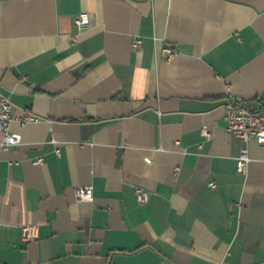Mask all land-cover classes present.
Instances as JSON below:
<instances>
[{"label":"crops","instance_id":"1","mask_svg":"<svg viewBox=\"0 0 264 264\" xmlns=\"http://www.w3.org/2000/svg\"><path fill=\"white\" fill-rule=\"evenodd\" d=\"M3 94L40 120L0 130V264H264V144L239 172L225 120L264 105V0H0Z\"/></svg>","mask_w":264,"mask_h":264},{"label":"built area","instance_id":"2","mask_svg":"<svg viewBox=\"0 0 264 264\" xmlns=\"http://www.w3.org/2000/svg\"><path fill=\"white\" fill-rule=\"evenodd\" d=\"M75 22L79 28L84 29L91 23V14L87 11L79 13L75 17ZM143 40L136 38L133 42L135 49L141 48ZM168 58H171L174 51L171 47H166ZM17 120L21 125L29 122L40 120V117L30 111L24 115L16 117L14 115V102L8 94H3L0 97V130L3 132L2 145L8 147L20 142V135L11 132L10 127L14 120ZM225 120L227 130L232 133L240 142V152L237 157V168L239 172L244 173L250 162V153L248 142L256 140L260 144H264V105L247 103L242 98L230 100L225 105ZM205 134H209L204 130ZM59 152V149H57ZM36 163H42L43 158L39 157L35 160ZM178 169V168H177ZM212 187L216 186L215 182H210ZM75 196L78 201H92L94 199V187L92 184L77 186ZM137 198L140 202L149 199V192L141 188H137ZM23 237L28 240H36L38 238V226L35 224H25L22 228Z\"/></svg>","mask_w":264,"mask_h":264}]
</instances>
